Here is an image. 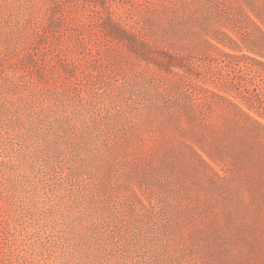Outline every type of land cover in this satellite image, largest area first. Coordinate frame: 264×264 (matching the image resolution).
<instances>
[{"label":"rangeland","instance_id":"obj_1","mask_svg":"<svg viewBox=\"0 0 264 264\" xmlns=\"http://www.w3.org/2000/svg\"><path fill=\"white\" fill-rule=\"evenodd\" d=\"M264 0H0V264H264Z\"/></svg>","mask_w":264,"mask_h":264},{"label":"trees","instance_id":"obj_2","mask_svg":"<svg viewBox=\"0 0 264 264\" xmlns=\"http://www.w3.org/2000/svg\"><path fill=\"white\" fill-rule=\"evenodd\" d=\"M262 56L264 57V54H262ZM256 61H257L259 64L264 65V61H263V60H258V59H256Z\"/></svg>","mask_w":264,"mask_h":264}]
</instances>
